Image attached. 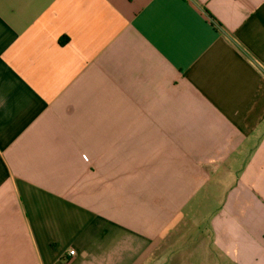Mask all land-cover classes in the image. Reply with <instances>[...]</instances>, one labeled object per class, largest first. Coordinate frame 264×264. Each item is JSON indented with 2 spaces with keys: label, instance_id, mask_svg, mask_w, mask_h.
I'll return each mask as SVG.
<instances>
[{
  "label": "crops",
  "instance_id": "crops-1",
  "mask_svg": "<svg viewBox=\"0 0 264 264\" xmlns=\"http://www.w3.org/2000/svg\"><path fill=\"white\" fill-rule=\"evenodd\" d=\"M0 264H264V0H0Z\"/></svg>",
  "mask_w": 264,
  "mask_h": 264
},
{
  "label": "built area",
  "instance_id": "built-area-1",
  "mask_svg": "<svg viewBox=\"0 0 264 264\" xmlns=\"http://www.w3.org/2000/svg\"><path fill=\"white\" fill-rule=\"evenodd\" d=\"M69 253H70V256H74L75 255V250H70Z\"/></svg>",
  "mask_w": 264,
  "mask_h": 264
}]
</instances>
